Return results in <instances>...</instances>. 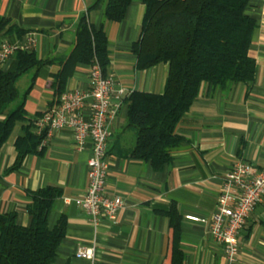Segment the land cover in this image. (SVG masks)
Instances as JSON below:
<instances>
[{
	"label": "crops",
	"instance_id": "crops-1",
	"mask_svg": "<svg viewBox=\"0 0 264 264\" xmlns=\"http://www.w3.org/2000/svg\"><path fill=\"white\" fill-rule=\"evenodd\" d=\"M96 1L0 0V17L9 18L27 34H37L38 58L56 60L20 78L25 86L23 91L19 88L21 94L34 81L25 106L29 119L56 106L52 83L61 68L58 61L70 54L79 20ZM145 11V5L135 1L123 21H106L111 49L108 75L130 91L162 94L169 64L138 70L132 51L141 35ZM246 14L257 23L250 49L257 62L254 84L236 83L225 90L204 84L176 129L184 141L173 150V161L163 170L131 157L138 130L129 125L127 100L111 121L105 194L125 201L116 220L104 217L94 226L91 216L78 205L76 200L89 187L93 150L91 144L79 150L69 130L54 131L41 153L28 155L18 169H11L18 158L16 142L25 135L24 122H17L0 148V215L14 213L20 225L29 226L31 194L56 186L63 195L55 202L48 225L53 229L63 215L68 223L54 264H171L173 231L167 212L176 204L183 215L181 245L186 264H264V199L239 236L234 261L226 257L224 246L211 237L205 223L186 218L208 217L216 211L225 176L236 162L264 170V0H250ZM90 20L101 26L102 6L90 13ZM13 61L3 69H9ZM88 68L80 65L67 89L87 88ZM4 118L0 116V121ZM83 248H94V257L79 258L77 253Z\"/></svg>",
	"mask_w": 264,
	"mask_h": 264
},
{
	"label": "trees",
	"instance_id": "trees-1",
	"mask_svg": "<svg viewBox=\"0 0 264 264\" xmlns=\"http://www.w3.org/2000/svg\"><path fill=\"white\" fill-rule=\"evenodd\" d=\"M135 1L146 7L141 35L132 46L136 67L147 70L169 64V74L162 94L135 90L127 97L128 122L138 130L136 145L129 153L135 159L151 162L159 171L173 161V150L184 141L176 129L204 84L223 90L236 83L254 84L257 62L250 56V49L257 23L246 14L250 0H97L81 16L70 54L58 61L61 68L52 83L56 105L80 65L89 67L97 62L108 76L111 49L105 23L123 21ZM100 6L104 9V22L96 27L90 13ZM26 34V29L0 17V44L5 39H23ZM13 60L9 69L0 71V116L5 117L0 121V148L17 122L27 123L25 135L16 142L18 158L11 168L15 170L28 155L44 149V136L35 132L34 124L44 112L29 119L25 108L34 81L23 94L18 82L25 73L38 71L56 60L39 59L36 50H20ZM31 195L29 226L20 225L14 213L0 215V264H54L68 222L63 215L50 229L48 216L63 192L49 186ZM167 215L173 231L171 264H186L181 245L183 215L176 204Z\"/></svg>",
	"mask_w": 264,
	"mask_h": 264
},
{
	"label": "built area",
	"instance_id": "built-area-1",
	"mask_svg": "<svg viewBox=\"0 0 264 264\" xmlns=\"http://www.w3.org/2000/svg\"><path fill=\"white\" fill-rule=\"evenodd\" d=\"M37 44L38 37L34 32L16 41L3 40L0 71L18 51H33ZM131 93L112 76H106L101 65L95 62L88 68L87 88L67 89L58 105L35 118V132L44 136L42 145L58 130L71 131L79 150H85L91 144L89 187L76 201L91 216L94 226H99L104 217L116 220L125 205L121 196L106 195L105 186L110 168L108 150L112 133L109 125ZM263 199L264 170L238 161L225 176L216 211L208 217L187 215L186 218L205 223L211 237L224 246L226 257L234 261L239 254V236L252 211ZM94 254V248H83L77 256L92 259Z\"/></svg>",
	"mask_w": 264,
	"mask_h": 264
},
{
	"label": "rangeland",
	"instance_id": "rangeland-1",
	"mask_svg": "<svg viewBox=\"0 0 264 264\" xmlns=\"http://www.w3.org/2000/svg\"><path fill=\"white\" fill-rule=\"evenodd\" d=\"M18 86L20 88L21 91H23L25 89V86H24V79H21L18 83Z\"/></svg>",
	"mask_w": 264,
	"mask_h": 264
}]
</instances>
